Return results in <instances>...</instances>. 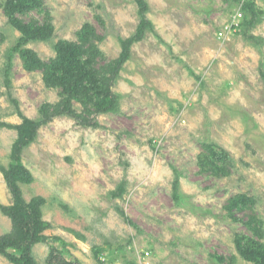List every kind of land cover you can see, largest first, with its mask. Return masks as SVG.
<instances>
[{"label": "rangeland", "instance_id": "rangeland-1", "mask_svg": "<svg viewBox=\"0 0 264 264\" xmlns=\"http://www.w3.org/2000/svg\"><path fill=\"white\" fill-rule=\"evenodd\" d=\"M7 1L0 0V122L39 120L43 105L64 97L22 48L50 64L63 41L96 47L78 66L99 73L97 86L109 78L117 97L114 109L99 112V90L82 88L74 115L41 125L23 148L34 180L18 184L28 202L44 199L49 224L48 239L33 248L38 264H49L52 251L82 264H256L236 238L264 247V0H145L152 27L113 78L122 41L140 25L139 0L25 2L17 17L54 31L19 50L22 32ZM239 12L242 25L219 36ZM80 114L98 125H84ZM17 139L16 128H0V204L13 203L2 167ZM12 228L0 209V236ZM0 264L14 263L0 253Z\"/></svg>", "mask_w": 264, "mask_h": 264}, {"label": "trees", "instance_id": "trees-1", "mask_svg": "<svg viewBox=\"0 0 264 264\" xmlns=\"http://www.w3.org/2000/svg\"><path fill=\"white\" fill-rule=\"evenodd\" d=\"M25 2L28 3V6L33 4V0H8L5 4L7 16L22 32L21 39L17 43L15 50H19V47L23 46L28 41L47 40L52 37L54 31V26L51 23L31 25L22 22L17 17L16 13L24 9ZM139 3V15L141 17L140 25L133 36L128 40L122 41V54L116 61V70L112 78L116 75L117 70L131 57L132 45L142 40L147 30L152 27V23L147 17V2L145 0H139ZM246 9L253 12L251 4H247ZM58 51L60 57L54 59L50 64L41 60L38 55L30 49L22 48L20 53L33 68L47 70V84H49V86H61L64 97L57 103L43 105L41 108L42 118L39 120L34 121L26 119L23 124L19 125L0 122V128L8 127L18 130V139L15 141L11 152L12 161L8 167H2L4 178L13 195V203L8 205L0 204L2 213L11 217L13 220L12 230L0 236V253L6 255L14 264H38L34 258L33 248L38 242L48 239V236L43 234V231L49 227V224L43 219L42 206L44 204V199L41 197H34L28 202L24 198L23 191L18 184L19 181L30 183L34 180L33 173L27 169L21 161L23 148L34 140L41 125L58 115H74L75 112L71 109V105L72 99L77 93L93 89L97 94V90H99L97 94V100H99L97 107L99 112H108L116 106L117 97L112 94L109 88V78L102 75L100 81L103 87L97 86V74L99 73L92 70V68H81L78 66V64H81L79 55L81 53L83 54V52H98L96 47L84 48L80 43L63 41L59 45ZM104 80L107 82H104ZM104 86L106 88H104ZM96 94L94 95L96 96ZM78 116L81 123L86 126L98 125L97 123L90 122L88 118H82V114ZM218 157H223L225 159L227 155L222 152ZM172 168L176 173V180L173 185L176 194L180 179L178 170L175 167ZM61 242L63 253L69 254V250L66 248V241L61 240ZM236 245L243 257L254 261L256 264H264V247L261 243L255 241L251 237L238 236L236 238ZM8 248H12L14 252L9 251ZM47 262L49 264H82L77 259H67L64 258V256H59L58 252L55 251L51 252Z\"/></svg>", "mask_w": 264, "mask_h": 264}, {"label": "built area", "instance_id": "built-area-1", "mask_svg": "<svg viewBox=\"0 0 264 264\" xmlns=\"http://www.w3.org/2000/svg\"><path fill=\"white\" fill-rule=\"evenodd\" d=\"M240 17H242L241 12L238 13L237 21L234 20L231 23L225 24V26L220 30L219 36L224 37L226 34L233 32V29L236 30L238 27H240L241 26V23L239 22Z\"/></svg>", "mask_w": 264, "mask_h": 264}]
</instances>
